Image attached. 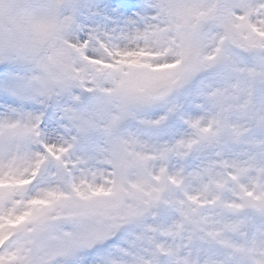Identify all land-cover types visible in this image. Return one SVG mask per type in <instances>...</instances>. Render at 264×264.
Here are the masks:
<instances>
[{
  "label": "snow or ice",
  "instance_id": "snow-or-ice-1",
  "mask_svg": "<svg viewBox=\"0 0 264 264\" xmlns=\"http://www.w3.org/2000/svg\"><path fill=\"white\" fill-rule=\"evenodd\" d=\"M0 264H264V0H0Z\"/></svg>",
  "mask_w": 264,
  "mask_h": 264
}]
</instances>
